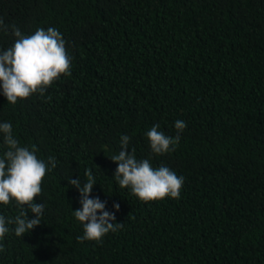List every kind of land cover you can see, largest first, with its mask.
<instances>
[{"label": "trees", "instance_id": "16d2710c", "mask_svg": "<svg viewBox=\"0 0 264 264\" xmlns=\"http://www.w3.org/2000/svg\"><path fill=\"white\" fill-rule=\"evenodd\" d=\"M0 17L25 35L58 29L71 59L43 96L12 105L0 88V124L57 161L34 199L41 224L10 231L0 264H264V0H0ZM14 42L0 32V51ZM177 120L176 150L154 155L146 133L158 124L175 137ZM122 135L129 154L184 178L179 199L119 187ZM87 171L90 198L124 223L102 243L77 242L81 197L68 181L83 187ZM17 214L15 201L0 205Z\"/></svg>", "mask_w": 264, "mask_h": 264}, {"label": "clouds", "instance_id": "9594fccd", "mask_svg": "<svg viewBox=\"0 0 264 264\" xmlns=\"http://www.w3.org/2000/svg\"><path fill=\"white\" fill-rule=\"evenodd\" d=\"M9 30L15 42L0 51V88L9 104L15 105L33 94L43 96L61 76L71 75L66 41L58 29L37 28L33 34L25 35L15 23L5 24L0 17V32ZM159 127L157 124L146 133L151 151L156 156L174 152L187 125L177 120L175 137L166 136ZM0 133L7 149L0 157V205L15 201L18 208L14 217L0 215V252H4L3 241L10 231H14L17 237H23L41 224L45 206L35 203L34 199L41 195L44 178L57 166V161L52 156L47 161L39 159L35 145L31 148L21 146L10 122L0 124ZM120 140L121 150L111 157V161L117 165L114 179L121 189H130L143 202L180 198L183 177L166 166L154 168L148 159L138 160L134 148L129 154L130 137L122 135ZM86 176L83 187L79 178L68 181L81 197V208L73 211L75 219L83 225V235L77 237V242L102 243L108 233L123 229L124 223L115 222V212L106 211L105 202L98 197L90 198L96 180L91 171H87ZM113 208L119 211L120 205L114 204ZM29 210L35 218H28ZM10 225H14V229H10Z\"/></svg>", "mask_w": 264, "mask_h": 264}]
</instances>
